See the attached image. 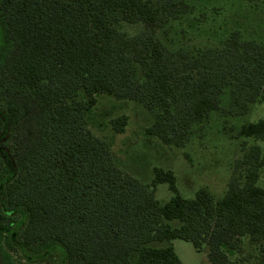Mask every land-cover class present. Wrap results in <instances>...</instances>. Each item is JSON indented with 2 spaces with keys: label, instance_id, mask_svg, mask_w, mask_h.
<instances>
[{
  "label": "trees",
  "instance_id": "trees-1",
  "mask_svg": "<svg viewBox=\"0 0 264 264\" xmlns=\"http://www.w3.org/2000/svg\"><path fill=\"white\" fill-rule=\"evenodd\" d=\"M187 11L185 0H0L10 41L0 98L16 169L4 194L8 209L27 215L24 245H57L66 264H181L171 246H154L180 240L206 249L209 264H230L224 249L248 237L264 264L257 145L242 150L219 199L205 189L186 199L171 171L154 168L148 185L123 173L85 125L97 96L132 100L153 114L148 136L183 148L212 114L243 118L262 100V44L231 36L188 52L160 41L154 28ZM119 23L146 28L129 36ZM241 137L264 141V120L240 125ZM161 184L172 195L163 204L155 198Z\"/></svg>",
  "mask_w": 264,
  "mask_h": 264
},
{
  "label": "rangeland",
  "instance_id": "rangeland-1",
  "mask_svg": "<svg viewBox=\"0 0 264 264\" xmlns=\"http://www.w3.org/2000/svg\"><path fill=\"white\" fill-rule=\"evenodd\" d=\"M185 1L188 4L185 14L154 28L156 36L168 48L197 52L219 47L231 36L264 46V0ZM113 27L129 36L146 28L142 24L124 23ZM9 48L10 41L0 16V63ZM134 79L137 82L141 80L138 67H135ZM153 119V114L135 101L99 95L96 105L85 115V125L93 136L106 142L113 162L123 173L148 185L154 168L171 171L179 194L186 199H192L200 189L219 199L234 175L235 162L242 159L243 149L247 151L257 145L264 155V141L234 138L240 125L264 120V95L243 118H223L215 113L207 121L195 125L191 140L183 148L164 146L156 138L148 136L146 129ZM119 124L123 125L122 132L114 130ZM11 139V128L0 98V227L4 228L11 222L8 230L0 228V264H66V255L57 245L45 249L24 245L21 233L27 215L23 209H8L6 206L4 190L16 174L10 150ZM259 174L257 186L264 189V166ZM171 196L165 184L155 190V198L161 204ZM154 246H171L181 264H209L206 249L196 252L190 243L184 241ZM224 252L230 264H259L258 244L248 237L238 238L233 248H225Z\"/></svg>",
  "mask_w": 264,
  "mask_h": 264
}]
</instances>
